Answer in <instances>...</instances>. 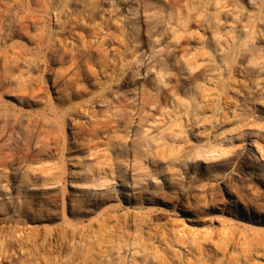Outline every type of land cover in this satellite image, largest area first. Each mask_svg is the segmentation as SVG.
I'll return each mask as SVG.
<instances>
[{
  "label": "rangeland",
  "instance_id": "374dc122",
  "mask_svg": "<svg viewBox=\"0 0 264 264\" xmlns=\"http://www.w3.org/2000/svg\"><path fill=\"white\" fill-rule=\"evenodd\" d=\"M116 1L52 0L50 10L49 0H0V264H264V232L245 224L264 227V0H146L189 13L185 28L175 25L180 34L173 44L163 10L139 8L132 16L124 6L129 0ZM211 7L221 11L216 35L222 36L215 40L206 16ZM251 31L254 46L241 48L239 38ZM154 32L158 42L150 37ZM222 37L233 62L219 57ZM83 41L91 58L74 74L68 56ZM136 47L137 62L131 57ZM248 53L253 63L247 64ZM148 65L154 69L145 72ZM159 65L168 73L158 84L153 71ZM113 71L103 92L107 102L91 98L75 108L73 121L67 116L63 147L62 138L55 151L23 157L26 140L33 138L29 143L39 150L47 132L59 130L50 119L55 104L96 96ZM195 83L206 101L199 107L198 92L189 112L179 108L173 117L187 130L174 143L184 148L176 160L152 161L145 155L149 147L134 159L132 145L141 133L156 135L173 121L157 112L164 95ZM153 94L158 102L147 107ZM111 99L122 107L109 116L108 130L122 140L75 141L70 129L105 120ZM31 117L44 120L35 146ZM119 143L130 149L119 153Z\"/></svg>",
  "mask_w": 264,
  "mask_h": 264
},
{
  "label": "bare ground",
  "instance_id": "6f19581e",
  "mask_svg": "<svg viewBox=\"0 0 264 264\" xmlns=\"http://www.w3.org/2000/svg\"><path fill=\"white\" fill-rule=\"evenodd\" d=\"M50 1V4H49V8H50V10L52 9L51 8V3H52V0H49ZM94 1V0H93ZM116 1V0H115ZM124 1V0H123ZM122 1V2H123ZM128 1V0H127ZM126 1V2H127ZM140 1V2H139ZM138 2H139V4L137 5L136 4V6H134L133 4H130L132 1H128V3H126V4H124V6L126 5L127 6V12L129 13V14H132V16H134V14L138 11V9L139 8H143V9H145V10H153V11H155L156 9H158L159 11L161 10H163L164 11V13H161L163 16H162V19L161 20H164V24L166 25V27L165 28H163V29H169V30H171L170 32H171V36L169 37L170 38V40L172 41V44L173 43H175L177 40H178V33L180 34V29H181V27L182 28H185V22L187 21L186 19H188L187 17H188V15H189V13H185V16H187V17H185L184 15H182L181 14V12H179V10H176V9H178V7H176L175 9H174V11L172 10V7H169V5H167V6H165L164 4L162 5L161 3V5H159L158 4V6H154L153 4H150V3H148L146 0H139ZM149 1H151V0H149ZM202 1H206V0H202ZM257 1V0H256ZM261 1V0H260ZM88 2H89V0H88ZM117 2V1H116ZM118 2H119V0H118ZM163 2V1H162ZM250 2H251V0H250ZM259 2V1H258ZM90 3V2H89ZM92 3V2H91ZM123 3H125V1L123 2ZM154 3V2H153ZM201 3H203V2H201ZM207 3V2H206ZM216 3H218V1H216ZM252 3H253V1H252ZM254 3H255V1H254ZM263 2H260L259 4H262ZM114 5H115V3H113ZM113 4L112 5H110V6H113ZM120 4V2L119 3H116V6H118ZM199 4H200V2H199ZM214 4H215V1H214ZM94 6L96 5V4H93ZM208 5V4H207ZM216 5V4H215ZM218 5H219V3H218ZM218 5H216V7L218 6ZM263 5V4H262ZM89 6V5H88ZM94 6H92L93 8H95ZM115 6V7H116ZM170 6H173V5H170ZM211 6H212V4H211ZM260 6V5H259ZM264 6V5H263ZM53 7V6H52ZM114 7V8H115ZM167 7H169V8H167ZM205 8H206V6H204ZM210 7V6H209ZM208 7V8H209ZM216 7H214V8H216ZM220 7V6H219ZM262 7V6H261ZM212 8V7H211ZM210 8V9H211ZM260 8V7H259ZM258 8V9H259ZM63 9V8H62ZM62 9H60V12H61V10ZM113 9V8H112ZM209 9V11H211ZM213 9V8H212ZM258 9H256V10H258ZM49 10V9H48ZM157 10V11H158ZM207 11H208V9H206ZM205 10V11H206ZM218 10H221V8L219 9L218 8ZM261 11H262V9H260ZM264 10V9H263ZM160 11V12H161ZM60 12H57V13H60ZM159 12V13H160ZM81 13V12H80ZM156 13V12H155ZM221 13V11H217V10H214L213 9V11L212 12H210L209 14L207 13L206 14V16L208 15V25H209V29H211L212 31V33H213V38H214V40L216 39V37H217V39L218 38H220L221 36H220V34H217L216 35V31L218 32V28H217V24H218V22H220L219 20H220V18H219V14ZM63 14H64V12L62 13V15L59 17V19H61V21H62V23H64V19H62V16H63ZM200 15H202V12H200L199 13ZM261 14V13H260ZM58 15V14H57ZM156 16H158V18H159V14L158 15H156ZM205 16V15H204ZM258 16H259V13H258ZM152 17V16H151ZM153 17H155V15H153ZM152 17V18H153ZM255 17V16H254ZM262 17V16H261ZM81 18H84L83 16L81 17ZM160 18H161V15H160ZM58 19V20H59ZM155 19V18H154ZM254 19V18H253ZM155 20H157V19H155ZM257 20H259L258 18H257ZM158 21V20H157ZM139 22V21H138ZM207 22V21H206ZM172 23V24H171ZM145 25V24H144ZM164 25V26H165ZM175 25H180V29L179 28H177L176 29V27H175ZM167 26H169L168 28H167ZM252 26H253V24H252ZM143 27V26H142ZM255 28V27H254ZM140 29V28H139ZM145 29V28H144ZM148 29V28H147ZM150 29V28H149ZM252 29V28H251ZM154 30V29H153ZM164 30V31H165ZM135 31V30H134ZM228 31V30H227ZM167 32V31H166ZM169 32V31H168ZM231 33H232V31H231ZM245 33V32H244ZM251 33H253V31H251L250 33H245V34H243V36H239L238 35V37H240L239 38V41H240V45H251V44H249V43H252V45H253V42H249V41H253V38H252V34ZM158 33L157 32H154V33H151L150 34V37H151V39L154 37V39L158 42L159 41V39L157 40V37H158V35H157ZM227 34V33H226ZM160 35V34H159ZM255 35V34H254ZM228 36V35H227ZM231 37V36H230ZM255 37V36H254ZM223 38V37H222ZM232 38V37H231ZM51 39V38H50ZM153 39V40H154ZM226 38H223V40L224 41H221L220 40V42H225L226 40H225ZM135 40H137V39H135ZM229 40V39H228ZM233 40H235V38L234 39H232V42H233ZM152 41V40H151ZM155 41V42H156ZM226 42H229V41H226ZM224 43V45L222 46V49L220 50V52H222L221 53V55H219V57L221 58V61L223 62H225V64L226 63H228L231 59H232V57L234 58V52H233V54L231 55L230 53H232L231 52V46H229V44H227V43ZM237 42V41H236ZM151 43V42H150ZM234 43V42H233ZM233 43H231V45L233 44ZM80 44V47H81V43H79ZM82 46L83 47H81L82 49L81 50H78L77 52H74V53H72L70 56H68V57H70V61H71V63H70V65L72 66V68H71V70L72 69H75V72H74V74H77V72L79 71V69H81V68H83L84 66H82V65H85V64H87L88 62H89V58H91V51L92 50H90L89 48H87L88 46L87 45H85L86 44V42L85 41H83L82 42ZM217 44V43H216ZM234 44H238V42L237 43H234ZM222 45V44H221ZM220 45V46H221ZM235 45V46H236ZM86 46V47H85ZM143 46V45H142ZM150 46V45H149ZM234 46V47H235ZM241 47V48H247V47ZM254 46V45H253ZM80 47H78L79 49H80ZM252 47V46H251ZM150 48H151V46H150ZM249 48V47H248ZM133 49V48H132ZM152 49V48H151ZM77 50V49H76ZM170 50V49H169ZM139 51V48H134V52H132V55H131V57L133 56V58H134V60L137 62V61H140L141 60V58H139V57H137L136 56V53ZM148 51V50H147ZM234 51V50H233ZM242 51V50H241ZM247 51H250V50H247ZM247 51H245V52H247ZM101 52V51H100ZM149 52V51H148ZM170 52V51H169ZM243 52V51H242ZM251 52V51H250ZM241 53V52H240ZM69 55V54H68ZM149 55H151V53H149ZM100 56H101V53H99V52H97L96 53V57H98V59H99V62H100V65L101 64H103L104 63V61L103 60H100ZM152 56V55H151ZM232 56V57H231ZM240 56V55H239ZM241 56H242V54H241ZM150 57V56H149ZM230 57H231V59H230ZM132 58V59H133ZM153 58V57H152ZM181 58H183V57H181ZM155 59V58H154ZM254 54L253 53H248V55L246 56V62H247V64L248 63H253V61H254ZM156 60V59H155ZM187 61V60H186ZM185 61V66H186V68H187V70H188V72H190L191 73V71L193 70V66H191L188 62H186ZM219 61V60H218ZM232 62H233V60H231ZM184 62V61H183ZM231 62V63H232ZM154 63H155V61H154ZM153 63V64H154ZM182 63V62H181ZM192 64V63H191ZM221 64V63H220ZM223 64V63H222ZM224 64V65H225ZM216 66V65H215ZM223 66V65H222ZM226 66H228V65H226ZM232 66V65H231ZM248 66V65H247ZM247 66H245L246 68H247ZM140 67V66H139ZM139 67H137L136 66V69L138 68L139 69ZM145 67V66H144ZM144 67H142V68H144ZM195 67V66H194ZM142 68H141V70H142ZM219 68V67H218ZM221 68V67H220ZM224 68V67H223ZM226 68V67H225ZM228 68V67H227ZM152 69H154V66L153 65H148V66H146L145 67V72H147L148 70H152ZM86 70V74H89V70L88 69H85ZM143 70V71H144ZM123 71V70H122ZM138 71H140V69L138 70ZM137 71V72H138ZM221 71V70H220ZM136 72V73H137ZM154 73V78H155V81H157L158 82V84L159 83H162V79H163V77H164V75L165 74H167L168 73V69L167 68H165V66L163 67V66H160L159 65V67H155V70L153 71ZM184 72V71H183ZM60 73H62V72H60ZM103 73V72H102ZM138 74H141V73H137V76H138ZM61 75V74H60ZM116 76V71H113V72H111L110 73V75L109 76H107V79H106V81H104L105 82V84L103 83V85L100 83V85H99V93H98V91H96L95 92V94H96V96H93L94 94H92L90 97H88V98H86L85 100H80V101H77V102H72L71 103V100L69 101V103H68V105L65 107V105H59V104H55V106H54V109H52L53 110V114H52V116H51V118H50V116H49V118L52 120H54L53 122H55L56 124H58V131H56L55 133L54 132H52L51 134H53V136L51 135V136H47L48 135V132H47V135H43L44 136V138H45V140L43 141V143H42V141H41V144L39 143V142H37L39 139H40V137H39V133H38V130H36L37 128L39 129V127H37V125L39 124V123H41L42 122V120L41 119H37V118H35V119H33L32 117V119H33V121H32V127H33V129L34 130H36L37 131V134H36V138H37V140L35 141V142H33L34 143V146H35V144H37V143H39V145H42L43 144V146H41L42 148H40V147H38V144L36 145L37 146V149L39 148V150H36L35 148H33L32 147V141H31V143H29V140L30 139H33V138H30L29 139V137H28V139L29 140H26V138H25V144H24V149H25V151H23L22 152V154H23V157L24 156H28V157H31V158H34L35 156L36 157H38V155H40V154H42V152H45L46 153V151H48V150H50L51 149V147L53 148V150L55 149V147L57 146V144H59V142L62 140V138L64 139V140H62L63 142H62V147L64 146V144H65V140H66V136H65V134H64V129H65V121H67V118L68 117H71V120L73 121V118H72V113L74 112V110H75V108H77V107H79V106H81L83 103H84V101L85 102H88L91 98H95V99H98V96H99V98L101 99V102H107L108 101V99H109V96H105V93H103V92H105V90H106V88H108V86L114 81V77ZM81 80V79H80ZM119 80V79H118ZM166 82V81H165ZM200 84V83H199ZM193 84L192 85V87L191 88H189L188 87V90H185V91H183V90H181V91H183V92H180L179 90H177L178 88H176L175 90H176V92H174L175 90H172L171 92H169V93H166V95H164L165 96V102L164 103H160V105H159V109H158V113H160V114H164V116L165 115H167V114H170V115H168V116H170V118H172L173 119V117L175 118L177 115H178V113L180 112V109L179 108H183L184 110H186V112L188 111L189 112V109H188V106H189V108H190V105H189V103H190V101L191 100H193V99H196V98H198V97H196L197 96V94H198V92L199 93H201L200 92V88H202L203 89V87L202 86H200V85H202V84ZM75 85V86H74ZM73 86L74 87H76L77 89H76V91H80V89H82V86H80V82H75V84H74ZM80 87V88H79ZM110 87V86H109ZM175 88V87H174ZM193 88L196 90L197 89V91H193ZM185 89H187V88H185ZM201 89V90H202ZM71 90V89H70ZM66 91V90H65ZM69 91V90H68ZM116 92V91H115ZM205 93H207V92H205ZM204 92H203V94H205ZM154 95V94H153ZM201 95H202V93L200 94V100L198 101V104H200L199 105V107H201V104H202V98L203 97H201ZM205 96V95H204ZM156 97H157V95H156ZM203 100L204 101H206L204 98H203ZM158 102V100L157 99H155V95L153 96V98H150V96L147 98V100L145 101V103H146V105H147V107H149V106H153L154 104H156ZM194 102V101H193ZM195 104H196V102H194ZM203 104H204V102H203ZM121 104L120 103H115V101L114 100H112L111 99V101L110 102H108V110H106V113L108 114V115H106L105 116V120H100V121H97V120H94V121H92L91 123H89V126L88 127H85V128H82V129H80V130H78V132H74V130H71L70 129V136H72V138L75 140V141H78V142H84V143H86V144H88V143H90V142H92V141H94L95 139H97V138H99L100 136H105L106 137V139L107 140H110V138L112 139H121L122 140V137H120L119 135H115L116 133L114 132V131H109L108 130V127H109V122L111 121L110 120V117L109 116H111V117H115V116H117V114L118 113H116L115 111L116 110H118V108H121L122 107V105H121V107H119ZM124 107H125V109H126V106L125 105H123ZM128 106L129 105H127V108H128ZM196 107H198L197 106V104L195 105ZM198 107V108H199ZM193 108H195V107H193ZM124 109V108H123ZM188 109V110H187ZM192 109V108H191ZM120 110V109H119ZM129 110L131 111L132 110V107H129ZM178 110H179V112H178ZM193 110V109H192ZM191 110V111H192ZM195 110V109H194ZM181 111H183V110H181ZM236 111V110H235ZM7 113V112H6ZM5 113V114H6ZM185 112H183L182 114H184ZM190 113H192V112H190ZM196 113H197V109H196ZM235 113V112H234ZM4 114V115H5ZM180 115H181V113H180ZM7 116V115H6ZM68 116V117H67ZM128 116L129 117H131V113L128 111ZM156 116V115H155ZM154 116V117H155ZM184 116H185V114H184ZM41 117V116H40ZM178 117V116H177ZM186 117H187V115H186ZM185 117V118H186ZM31 118H29V119H31ZM49 119V120H50ZM187 119H188V117H187ZM46 120V119H45ZM128 120H130V119H128ZM180 121L182 120V119H179ZM28 121V120H27ZM44 121V120H43ZM162 121H164V119L162 120ZM171 121V120H170ZM26 122V121H25ZM129 122V121H128ZM153 122H157L156 121V119H153L152 120V123ZM182 122H183V120H182ZM182 122L180 123V122H177L175 119H173V121L172 122H170V124L169 123H167V124H169V125H167L168 127H167V129L165 130V128H166V126H165V128L163 129V131L165 132H162L161 130L159 131V133H157L156 135H152V136H146L145 135V133L143 134V133H141V135L140 136H142V138L138 141V140H136L135 142H134V144L132 145V150L134 151V154H133V156H134V159L135 158H137L138 157V153H140L141 152V148L142 147H145V148H150V151L149 150H147V151H145L146 153H145V155L146 156H148L152 161H155V159H166V158H168L169 159V162H171V160L173 161H175L176 160V156L177 155H179V153L180 152H182V150L184 149V148H177L176 149V147L178 146V143L176 144V145H174V143L175 142H177V140H179V139H181L182 137H184V138H186L187 137V130H185L184 129V127L181 125L182 124ZM27 123H29V121L27 122ZM126 123H127V121H126ZM151 123V122H150ZM157 123H159V122H157ZM160 123H161V121H160ZM159 123V124H160ZM42 124V123H41ZM30 125V127H31V124H29ZM165 125V124H164ZM29 127V128H30ZM37 127V128H36ZM31 130H32V128H30ZM42 129V128H41ZM40 130V129H39ZM4 131V130H3ZM2 131V132H3ZM6 131V130H5ZM43 131V130H42ZM46 131V130H45ZM45 131H43V132H45ZM167 131V132H166ZM7 132V131H6ZM31 132V131H30ZM29 132V133H30ZM33 133H34V131H32ZM46 133V132H45ZM61 133H62V136H61ZM110 133H111V135H110ZM30 135H31V133H30ZM32 135H34V134H32ZM49 135H50V132H49ZM2 136V135H1ZM4 136V135H3ZM26 136V135H25ZM42 136V135H41ZM61 136V137H60ZM166 136H169V141L171 140V143H173V145H170V142H168L167 141V139H166ZM31 137H33V136H31ZM59 137H60V139H59ZM35 138V137H34ZM39 138V139H38ZM183 138V139H184ZM43 139V138H42ZM41 139V140H42ZM188 140V139H187ZM33 141H34V139H33ZM119 141V140H118ZM179 142V141H178ZM24 143V142H23ZM152 143V144H151ZM158 143H161V144H159V145H162L161 147L159 146V145H157ZM21 144V143H20ZM120 144V146H121V150L119 151V153H122V152H124V151H126L127 150V145L125 144V143H119ZM118 144V145H119ZM154 144V146H152ZM61 145V144H60ZM170 147H169V146ZM160 147L159 149H158V147ZM176 146V147H175ZM19 147V146H18ZM59 147V146H58ZM58 147H56V148H58ZM166 147H168L169 148V150H166ZM20 148V147H19ZM31 148V149H30ZM157 148V149H156ZM128 149H130V146H129V148ZM153 149H155V150H153ZM197 149V148H196ZM201 149V148H200ZM200 149L198 148V150L200 151ZM20 150H22V149H20ZM57 150H59V149H56V151ZM52 151V150H51ZM55 151V150H54ZM213 151V150H212ZM18 152V151H17ZM195 152L197 153L198 151L197 150H195ZM201 152V151H200ZM199 152V153H200ZM12 154V153H11ZM44 154V153H43ZM48 154V153H47ZM193 153H191V155H192ZM195 154V153H194ZM13 155H14V153H13ZM12 156V155H11ZM203 156V155H202ZM2 157V156H1ZM22 157V156H21ZM26 157H24V158H26ZM176 157V158H175ZM188 157L190 158V156L188 155ZM2 158H5V157H2ZM2 158H1V160H2ZM187 158V157H186ZM204 158H206V157H204ZM30 159V158H29ZM191 159V158H190ZM33 160V159H32ZM122 160V159H121ZM186 160V159H185ZM30 161V160H29ZM173 161V162H174ZM187 161H188V159H187ZM187 161H185V163H183L184 165H187L188 163H187ZM30 169V168H29ZM28 169V170H29ZM33 172V169H30L28 172ZM88 171H91V169H88ZM90 173V172H89ZM176 174V173H175ZM96 175V174H95ZM97 175H98V172H97ZM168 176V175H167ZM170 176V175H169ZM88 177V176H87ZM93 177V176H92ZM94 178V177H93ZM101 177H100V175L99 176H97L95 179H96V181H98L99 179H100ZM155 179H157V177H154ZM104 179V178H103ZM103 179H101V180H103ZM91 180V179H90ZM45 179H43V185H45L46 183H45ZM89 181V180H88ZM28 185V184H27ZM17 208V207H16ZM261 216V215H260ZM260 216H258V221H259V218H260ZM254 219V218H253ZM261 219V218H260ZM187 220L188 221H190V222H194V221H197V220H195L194 218H189V217H187ZM262 221H264V218L262 217V219H261V222ZM245 224H247V225H249L248 227L251 229V230H253V231H262V233L264 232V227H260V228H257V227H254V225L253 224H248V223H245ZM252 226V227H251ZM202 233V232H201ZM206 233H207V231H206ZM206 233H204V234H206ZM191 234V233H190ZM192 235H194V234H192ZM264 235V234H263ZM4 242V241H3ZM8 242V241H7ZM195 242V241H194ZM2 243V242H1ZM7 245V244H6ZM4 246V245H3ZM8 246V245H7ZM4 248V247H3ZM196 264V263H195Z\"/></svg>",
  "mask_w": 264,
  "mask_h": 264
}]
</instances>
